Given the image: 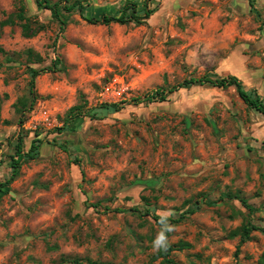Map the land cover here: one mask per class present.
Masks as SVG:
<instances>
[{"label":"rangeland","instance_id":"1","mask_svg":"<svg viewBox=\"0 0 264 264\" xmlns=\"http://www.w3.org/2000/svg\"><path fill=\"white\" fill-rule=\"evenodd\" d=\"M79 1L86 17L126 1L151 14L103 25L63 11L61 24L34 0H0V182L18 140L24 151L43 140L0 192V264H158L165 243H188L173 264H260L264 233L230 235L264 227V118L234 87L193 84L55 127L82 99L118 102L203 75L234 74L264 98V0ZM21 8L40 32L22 33ZM33 95L20 115L16 103ZM237 190L253 212L220 199ZM199 193L217 203L191 212Z\"/></svg>","mask_w":264,"mask_h":264},{"label":"trees","instance_id":"2","mask_svg":"<svg viewBox=\"0 0 264 264\" xmlns=\"http://www.w3.org/2000/svg\"><path fill=\"white\" fill-rule=\"evenodd\" d=\"M38 7H42L46 10H49L52 17L59 21L61 24H64L65 20L63 18V11L71 12L73 10H77L80 12L81 17L90 24H103L108 25L110 23H118V24H126L128 22H136L141 23L143 20L147 19L150 14L151 10L148 9L145 5L142 8L138 7V3L135 1H126L121 9L116 14H111L108 12H101L98 17H86L82 11L83 5L81 1L74 0L71 3L67 4V0H34ZM17 18L21 22V30L25 36H33L40 32L44 25L40 23H35L36 26L31 27L32 23L29 17H26L23 13V9L21 8L20 11L17 13ZM2 23L8 24L13 23L12 19H6ZM31 54V51L29 52ZM59 60H55L54 64H58ZM40 70L30 68L31 73V84H33V80L39 74ZM193 84H207L216 88L226 89L228 87H234L238 97L242 100V102L249 108L254 109L258 113H260L264 118V98H262L256 90L245 89L242 81L234 74H228L226 76H215L211 77L209 75H203L200 77H190L185 78L182 81L173 84L167 87H156L155 89L145 91L140 95H136L131 97L130 99H126L123 101L118 102H101L95 106H88L87 101L85 99L80 100V102L75 103L74 105L70 106L62 115L60 126L55 127V131L58 133L62 132L78 117L89 116L90 118H94L97 116L98 110L104 109H112L114 111L119 110L123 107L125 103H133L139 104L143 101H148L149 103L152 102H163L166 101L168 96L180 88L188 87ZM36 95H33L29 99V103H27L26 98H22L18 100L16 105L17 112L20 115H24L25 111L30 109L34 103ZM42 139L39 137H35L31 141L30 148L27 151L22 149L21 140H18L15 148L14 155L10 157V167H11V174L8 179L3 182H0V192L5 188L8 187L9 184L15 179V177L19 173V169L21 164L29 159H34L39 152V148L42 144ZM135 183L149 186L152 185L154 182L151 179H144L140 180L137 179L134 181ZM144 198V197H143ZM228 198V199H235L240 202V204L246 208L250 213L255 210V208L248 202L247 198L241 194L240 191H226L221 193L220 199ZM200 202H205L207 205H213L217 203V200H207L204 193H199L196 196V199L193 202V206L191 212H195L200 207ZM96 206V205H94ZM165 220V219H163ZM177 222V220H174ZM253 231H259L264 233V227L258 226L255 224H251L249 222L240 225L239 227L235 228L230 232L231 236H240V243L248 240L250 238V234ZM164 248L158 251V256L162 257V260L158 264H173V259L169 257V254L175 247L180 246L186 247L188 243H181L180 245H171L168 243L164 244ZM178 248V247H177ZM239 250V246L237 247L236 251ZM260 264H264V251L261 253L259 257ZM80 264V263H77ZM89 264H93L90 262Z\"/></svg>","mask_w":264,"mask_h":264}]
</instances>
